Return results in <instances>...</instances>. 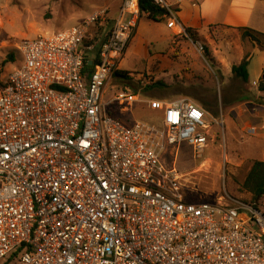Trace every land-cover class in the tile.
Instances as JSON below:
<instances>
[{
	"label": "built area",
	"instance_id": "built-area-1",
	"mask_svg": "<svg viewBox=\"0 0 264 264\" xmlns=\"http://www.w3.org/2000/svg\"><path fill=\"white\" fill-rule=\"evenodd\" d=\"M119 1L115 17L100 8L23 39L0 82V263L264 264V206L227 190L193 201L161 161L168 146L206 147L210 113L188 97L147 100L158 122L107 110L138 100L127 89L103 101L144 15L140 0ZM152 1L186 33L185 0Z\"/></svg>",
	"mask_w": 264,
	"mask_h": 264
},
{
	"label": "rangeland",
	"instance_id": "rangeland-1",
	"mask_svg": "<svg viewBox=\"0 0 264 264\" xmlns=\"http://www.w3.org/2000/svg\"><path fill=\"white\" fill-rule=\"evenodd\" d=\"M193 5L185 1L181 8L190 10ZM105 7L116 15L120 1L0 0V82L22 63L18 46L23 39L67 30ZM172 30L174 34L165 20L155 21L146 14L141 17L137 36L119 65L128 77L113 75L103 95L104 103H108L128 89L138 100L125 104L127 110L118 102L108 105L107 110L126 123L135 119L158 122L162 110L147 106V100L189 97L198 104L201 102L218 121L223 114L224 127L210 119L211 135L206 147L196 150L188 142L168 146L161 161L166 167L177 169L181 187L193 201H218L225 190L250 198L241 183L252 163L264 160V106H258L261 116L252 119L250 126L243 124L238 114L227 112L231 101L249 98L257 102L262 81L257 86L251 77L247 84L232 73V66L241 58L243 42L238 37L224 32L201 36L195 29V35L190 36ZM198 43L203 45L201 52ZM260 95L264 98V93ZM252 126H256V132L250 130ZM258 205L264 206V198ZM0 264L14 263L3 260Z\"/></svg>",
	"mask_w": 264,
	"mask_h": 264
},
{
	"label": "crops",
	"instance_id": "crops-1",
	"mask_svg": "<svg viewBox=\"0 0 264 264\" xmlns=\"http://www.w3.org/2000/svg\"><path fill=\"white\" fill-rule=\"evenodd\" d=\"M169 1L172 3L175 2V0ZM185 1L195 3V5H193L192 9L190 10L180 7V19L185 27L194 28L201 36H208L212 32H224L227 34L230 33L231 36H236L238 37V40L243 42V45L240 47L239 51L241 54L240 62L244 57H248V81H250L251 77H253V83L258 86V83L263 79L264 39L262 38L260 43H257L250 40L249 38H243V30L241 29L250 28L264 34V0ZM111 16L115 17L116 15ZM204 27H206V29ZM170 31L172 34H174L172 29H170ZM202 31L204 32L202 33ZM137 32L133 39L136 38ZM258 90L257 102L249 98H247V100H240V102L239 100L236 102L231 101L228 104L227 114L230 115V112L236 113L241 119H243V124L246 126L252 125V119H258L261 116V111L258 106H264L263 95H260V93H264V91L260 90L259 87ZM199 105L211 114L208 108L203 106L201 102ZM161 115L162 114H160V116ZM221 116L223 117V121H225L223 114ZM127 123L131 124L130 122Z\"/></svg>",
	"mask_w": 264,
	"mask_h": 264
},
{
	"label": "trees",
	"instance_id": "trees-1",
	"mask_svg": "<svg viewBox=\"0 0 264 264\" xmlns=\"http://www.w3.org/2000/svg\"><path fill=\"white\" fill-rule=\"evenodd\" d=\"M140 9L143 14H147L148 17L155 21H162L164 18L162 17L163 9L158 7L152 0H140ZM193 28L187 27L186 33L188 35L193 36ZM242 37L249 38L252 41L260 43L261 39H264V34L258 32L256 30L250 28L241 29ZM248 57H244L239 64H235L232 66V73L238 79H241L244 82L248 81ZM116 76L128 77V73L122 70H117L115 72ZM161 84V83H160ZM163 84V83H162ZM260 90L264 91V71H263V79L260 84ZM214 113H217L214 111ZM112 114V112H110ZM117 117V116H116ZM241 187L243 191H246L251 194L250 198H246L247 200L258 205V202L264 198V160H255L249 171L247 172L244 180L241 183ZM13 259V258H12ZM11 259L7 262L9 263Z\"/></svg>",
	"mask_w": 264,
	"mask_h": 264
},
{
	"label": "water",
	"instance_id": "water-1",
	"mask_svg": "<svg viewBox=\"0 0 264 264\" xmlns=\"http://www.w3.org/2000/svg\"><path fill=\"white\" fill-rule=\"evenodd\" d=\"M90 64H91V62H90Z\"/></svg>",
	"mask_w": 264,
	"mask_h": 264
}]
</instances>
